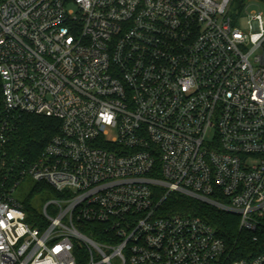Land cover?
I'll return each instance as SVG.
<instances>
[{
    "label": "built area",
    "instance_id": "built-area-1",
    "mask_svg": "<svg viewBox=\"0 0 264 264\" xmlns=\"http://www.w3.org/2000/svg\"><path fill=\"white\" fill-rule=\"evenodd\" d=\"M231 2L0 0V264H264L165 213L183 196L264 225V9L244 31ZM25 114L60 122L30 157L10 150ZM30 179L58 193L43 211Z\"/></svg>",
    "mask_w": 264,
    "mask_h": 264
},
{
    "label": "trees",
    "instance_id": "trees-1",
    "mask_svg": "<svg viewBox=\"0 0 264 264\" xmlns=\"http://www.w3.org/2000/svg\"><path fill=\"white\" fill-rule=\"evenodd\" d=\"M242 4L244 0H241ZM264 5V0H260ZM3 110L2 81L0 78V112ZM60 122L46 116L25 114L16 126V131L11 139L10 150L15 156L30 157L38 153L45 146L51 135L58 131ZM46 185L41 184L39 190H44ZM53 193L57 192L51 189ZM181 211L197 215L212 224L223 238L228 252L234 259L264 256V225L257 231H248L239 226V217L233 213L218 209L217 207L177 196L170 199L165 206V213ZM35 227H44L47 221L44 217H28ZM94 231L85 229L91 236H97V231L102 230V225L88 224Z\"/></svg>",
    "mask_w": 264,
    "mask_h": 264
},
{
    "label": "rangeland",
    "instance_id": "rangeland-1",
    "mask_svg": "<svg viewBox=\"0 0 264 264\" xmlns=\"http://www.w3.org/2000/svg\"><path fill=\"white\" fill-rule=\"evenodd\" d=\"M261 9H264V5L260 0H244L243 4L241 0H232L228 8V16L232 19V23L234 26L247 31L249 30L248 13L257 12ZM35 183L36 182L32 179L25 182L18 192V197L22 201H29L30 205L35 209L43 211L45 204L50 200L57 199V195L46 188L44 190H38L32 197H29L28 194L30 193V190L35 185ZM49 210L51 214H55L52 207H50Z\"/></svg>",
    "mask_w": 264,
    "mask_h": 264
}]
</instances>
